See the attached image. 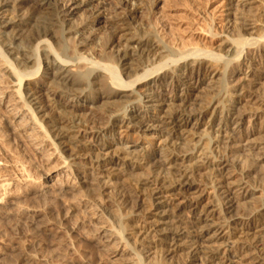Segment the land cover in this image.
Masks as SVG:
<instances>
[{"label":"bare ground","instance_id":"obj_1","mask_svg":"<svg viewBox=\"0 0 264 264\" xmlns=\"http://www.w3.org/2000/svg\"><path fill=\"white\" fill-rule=\"evenodd\" d=\"M76 4V0H0V83L6 80L5 88H11L32 130L42 131L68 169L74 160H86L107 175L125 171L127 184L111 192L118 210L116 233L103 235L107 242L124 243L114 245L113 253L132 256L134 264H232L243 253L250 264L264 262V215L250 213L240 220L231 214L234 204L224 176L244 139V113L238 104L243 83L255 76L253 61L264 44V1L229 0L224 30L213 32V20L203 28L217 44L208 49L160 35V23L150 24V6L135 0L133 9L108 20L112 30L99 38V52L91 57L85 52L93 50L97 38L78 28L71 11ZM257 4L263 5L261 13H254ZM143 11L146 25H133L132 19ZM81 24L96 25L95 17L90 14ZM117 36L123 44L107 52ZM200 92L202 97L197 96ZM75 102L110 105L113 110L96 125L80 114ZM12 111L20 113L17 108ZM18 118L24 122L23 112ZM128 130L149 133L154 141L139 144L116 138ZM64 143L72 145L74 155L69 156ZM160 157L164 160L158 163ZM245 163L239 170L242 175L248 173L250 164ZM8 167L0 162L4 171ZM141 169L146 172L143 177L131 173ZM86 179L82 183L94 186L87 189L89 197L103 199L108 194V186ZM258 181L263 185L264 178ZM196 187L209 190L211 202L201 205L202 195L187 200ZM10 192L0 178V197ZM142 206H147L149 216L137 224ZM214 208L218 227L206 224ZM25 212L19 209L17 214ZM231 229L241 235L255 230L258 236L237 248L230 240L237 235ZM129 231L132 242L126 237ZM206 236L211 244L202 249L199 241ZM222 248L227 253L223 257ZM175 257L179 259L174 261Z\"/></svg>","mask_w":264,"mask_h":264},{"label":"rangeland","instance_id":"obj_2","mask_svg":"<svg viewBox=\"0 0 264 264\" xmlns=\"http://www.w3.org/2000/svg\"><path fill=\"white\" fill-rule=\"evenodd\" d=\"M140 1L142 5L150 6V24L160 23L159 27L162 26L158 29L159 34H166L170 39L173 38L175 41L177 39V42L214 49L217 45L216 40L210 38L204 31L211 24V20L213 32L220 33L226 27L224 19L229 0ZM76 3L71 10L74 11L72 18L75 17L74 20L79 23L78 28L84 35L90 33L97 38L92 44L93 50L85 52L86 57H91L94 52H99L97 51L99 38L108 35L112 30L108 20L133 9L135 0H76ZM262 11L263 5L254 9V13ZM143 12L132 19L133 25H146L147 19L145 11ZM90 14L95 17L96 25L82 28L80 22ZM118 36L113 48L107 52H112L123 44L124 40ZM222 37L223 35L219 36ZM262 42L264 43V40ZM258 50L253 61L255 76L248 83H243L245 87L238 104L244 113L241 126L244 139L236 146V153L231 156L224 173L226 188L234 204L231 214H235L240 220L245 219L250 213L264 215V183L262 185L258 181L259 177L264 178V91L261 89L264 88V44L258 47ZM0 85V96L4 95V98L0 99V162L9 166L7 171L0 168V178L6 180L12 194L0 197V264H58L61 261H65L64 264H134L135 259L132 256L120 257L113 253L116 244L122 247L124 243L115 240L107 242L103 237L116 233L115 215L118 214V210L113 207L115 198L113 199L114 195L111 192L114 188L118 189L127 184L125 171L121 172L119 169L111 172L112 175H107L99 169L92 168L86 160H74V166L68 169L67 165L62 163V158L54 151V146L43 138L42 131L37 128L32 130L33 124L27 113L20 109L21 105L11 88H5L6 80ZM253 93L259 97L253 98ZM197 96L202 97V93H198ZM75 104L81 108L80 114L87 120L91 119L96 125L104 123L107 113L113 110L110 105L101 107L99 104L82 102ZM14 108H17V111L19 109L20 113L23 112V123L18 118L20 113L15 115V111H12ZM19 124L23 129H20ZM118 137L139 144L154 141L149 133H136L133 130L117 134L116 138ZM85 140L88 142L89 139L86 137ZM63 147L68 150L69 156L74 155L72 145L64 143ZM163 160L164 158L160 157L157 162ZM69 162H72L71 159ZM157 162L155 160L153 163ZM244 162L248 163H245L247 166L250 164L245 170L249 174L243 172L245 176L239 171ZM253 169H256V172H252ZM127 172L130 173L129 170ZM131 173L141 177L146 174L144 169L133 170ZM159 174H166V171L160 170ZM92 176H96L97 179L91 180L89 177ZM85 179L93 182L92 184L102 182L104 186L109 187L106 192L108 194L103 199L93 195L89 197L87 189L90 190L94 186L82 183ZM81 186L84 189L80 191ZM201 195V205L211 202L210 191L202 190L200 187H196L185 198L191 201L192 198ZM254 206L261 208L258 211H251ZM146 207L142 206L137 212L140 213L137 224L141 223L143 217L149 216ZM19 209L26 211L25 214L18 215ZM206 224L211 227L220 225L216 208L213 217L206 220ZM236 229H231V232L237 235H233L230 240L237 248L245 247L243 243H253L258 236L255 230L241 235ZM130 233L131 231L126 233V237L132 242ZM208 237L199 241L200 248L205 249L211 244ZM249 249L247 248V251L251 253ZM219 253L222 257L227 255L223 248ZM245 254H238L233 258L232 264H250L249 260H245L247 257H244ZM176 258L179 259L175 257L173 260L176 261Z\"/></svg>","mask_w":264,"mask_h":264}]
</instances>
